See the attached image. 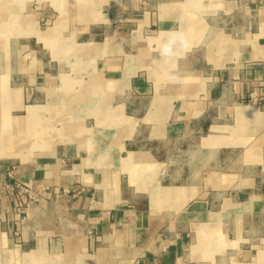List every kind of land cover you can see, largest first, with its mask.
<instances>
[{
    "label": "crops",
    "instance_id": "obj_1",
    "mask_svg": "<svg viewBox=\"0 0 264 264\" xmlns=\"http://www.w3.org/2000/svg\"><path fill=\"white\" fill-rule=\"evenodd\" d=\"M260 98L264 0H0V264H264Z\"/></svg>",
    "mask_w": 264,
    "mask_h": 264
},
{
    "label": "clouds",
    "instance_id": "obj_2",
    "mask_svg": "<svg viewBox=\"0 0 264 264\" xmlns=\"http://www.w3.org/2000/svg\"><path fill=\"white\" fill-rule=\"evenodd\" d=\"M191 43L188 35L181 30H174L163 42L160 48V56L171 62L180 58L181 52L187 53Z\"/></svg>",
    "mask_w": 264,
    "mask_h": 264
},
{
    "label": "built area",
    "instance_id": "obj_3",
    "mask_svg": "<svg viewBox=\"0 0 264 264\" xmlns=\"http://www.w3.org/2000/svg\"><path fill=\"white\" fill-rule=\"evenodd\" d=\"M258 102H262V103H264V99H259L258 100ZM12 188V189H11ZM11 188H9L10 190H19V191H21L22 193H24V194H28L29 193V189L27 188V187H22V186H20V185H16L15 187H11Z\"/></svg>",
    "mask_w": 264,
    "mask_h": 264
},
{
    "label": "rangeland",
    "instance_id": "obj_4",
    "mask_svg": "<svg viewBox=\"0 0 264 264\" xmlns=\"http://www.w3.org/2000/svg\"><path fill=\"white\" fill-rule=\"evenodd\" d=\"M161 152L165 155H168L169 154V146L168 145H165L161 148Z\"/></svg>",
    "mask_w": 264,
    "mask_h": 264
}]
</instances>
